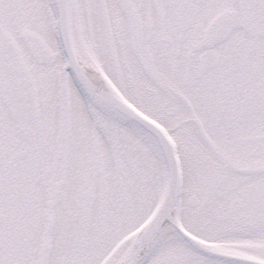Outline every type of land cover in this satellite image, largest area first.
I'll return each mask as SVG.
<instances>
[{
    "label": "snow or ice",
    "instance_id": "6c2138e0",
    "mask_svg": "<svg viewBox=\"0 0 264 264\" xmlns=\"http://www.w3.org/2000/svg\"><path fill=\"white\" fill-rule=\"evenodd\" d=\"M0 264H264V0H0Z\"/></svg>",
    "mask_w": 264,
    "mask_h": 264
}]
</instances>
